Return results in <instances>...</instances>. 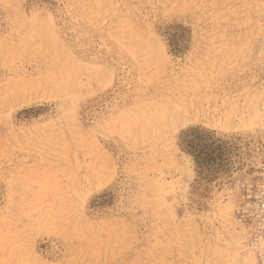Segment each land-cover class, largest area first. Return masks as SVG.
Masks as SVG:
<instances>
[{"label":"rangeland","instance_id":"1","mask_svg":"<svg viewBox=\"0 0 264 264\" xmlns=\"http://www.w3.org/2000/svg\"><path fill=\"white\" fill-rule=\"evenodd\" d=\"M0 264H264V0H0Z\"/></svg>","mask_w":264,"mask_h":264},{"label":"trees","instance_id":"2","mask_svg":"<svg viewBox=\"0 0 264 264\" xmlns=\"http://www.w3.org/2000/svg\"><path fill=\"white\" fill-rule=\"evenodd\" d=\"M194 137L192 140L188 141L187 145L189 146V152L195 157V160L197 161V163H200L199 160L201 158V152L198 151V144L194 145L192 144L194 141L199 140V136H196V134H193Z\"/></svg>","mask_w":264,"mask_h":264}]
</instances>
